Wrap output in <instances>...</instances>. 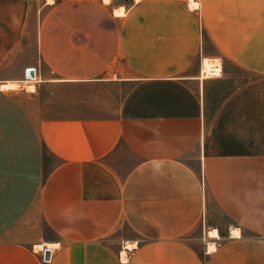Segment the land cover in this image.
Wrapping results in <instances>:
<instances>
[{
	"label": "crops",
	"instance_id": "1",
	"mask_svg": "<svg viewBox=\"0 0 264 264\" xmlns=\"http://www.w3.org/2000/svg\"><path fill=\"white\" fill-rule=\"evenodd\" d=\"M199 1L0 0V264H264V0Z\"/></svg>",
	"mask_w": 264,
	"mask_h": 264
},
{
	"label": "rangeland",
	"instance_id": "2",
	"mask_svg": "<svg viewBox=\"0 0 264 264\" xmlns=\"http://www.w3.org/2000/svg\"><path fill=\"white\" fill-rule=\"evenodd\" d=\"M33 2L29 3V6H30V15L28 16L27 20L28 21V24L30 23V25H35V24H38L39 20H41V18L45 17L46 15V8H44V1L45 0H32ZM49 3L50 2H53V0H47ZM105 4H108L107 2L109 0H103ZM195 1V2H194ZM188 2V6L190 9H195V10H200V8H202L201 4H200V1L199 0H187ZM120 10L122 9L123 10V13L121 14H124L125 13V10L124 8L120 7L119 8ZM116 14L117 13V10L115 11ZM119 14V15H121ZM199 58H200V63L202 64V71H203V61L204 59L206 58H217V60H219L218 62H215V64H221L222 68L224 69V62H223V58L221 57H209L206 55V52H205V49L204 50H201L199 52ZM223 74V71L221 72L220 75L218 76H211L213 78H217V77H220L221 75ZM203 76V74H202ZM204 77V76H203ZM20 86H23L24 89H22L20 86L14 90H24V91H28V92H31L34 90V88H29V86L26 84V83H23V84H19ZM234 234H239V231H235L233 232Z\"/></svg>",
	"mask_w": 264,
	"mask_h": 264
},
{
	"label": "built area",
	"instance_id": "3",
	"mask_svg": "<svg viewBox=\"0 0 264 264\" xmlns=\"http://www.w3.org/2000/svg\"><path fill=\"white\" fill-rule=\"evenodd\" d=\"M34 70L35 72V68H28L26 70V74H25V77H26V80L27 81H31L32 79H34L35 76H32V71ZM212 74L210 75H206L207 77H211V76H218L221 74V72L223 71V68L222 66H218V65H214L213 69H212ZM204 75V74H203ZM41 253H42V259L45 263H49L51 262L52 260V256H53V249L50 248V247H47V248H43L41 250Z\"/></svg>",
	"mask_w": 264,
	"mask_h": 264
},
{
	"label": "bare ground",
	"instance_id": "4",
	"mask_svg": "<svg viewBox=\"0 0 264 264\" xmlns=\"http://www.w3.org/2000/svg\"><path fill=\"white\" fill-rule=\"evenodd\" d=\"M195 2V1H194ZM219 60L217 59H205L204 60V75L206 76L207 74L210 75L212 74V69L214 67V65H218L221 67V64H215V62H218ZM34 79H32L31 81H28L26 84L29 86V88H34V84H33ZM20 85L17 83H9V84H3L2 88L4 89H16L18 88ZM36 88V87H35ZM211 235H217V232L215 231L213 234ZM130 246V245H129ZM131 247V246H130ZM37 249H41L42 246H38L36 247ZM43 249V248H42ZM39 251V250H37ZM124 257V256H123ZM126 257H124L125 259Z\"/></svg>",
	"mask_w": 264,
	"mask_h": 264
},
{
	"label": "water",
	"instance_id": "5",
	"mask_svg": "<svg viewBox=\"0 0 264 264\" xmlns=\"http://www.w3.org/2000/svg\"><path fill=\"white\" fill-rule=\"evenodd\" d=\"M35 75V72H34V70L32 71V76H34Z\"/></svg>",
	"mask_w": 264,
	"mask_h": 264
},
{
	"label": "snow or ice",
	"instance_id": "6",
	"mask_svg": "<svg viewBox=\"0 0 264 264\" xmlns=\"http://www.w3.org/2000/svg\"><path fill=\"white\" fill-rule=\"evenodd\" d=\"M106 2H107V0H106Z\"/></svg>",
	"mask_w": 264,
	"mask_h": 264
}]
</instances>
